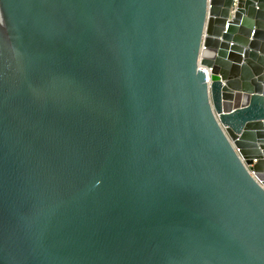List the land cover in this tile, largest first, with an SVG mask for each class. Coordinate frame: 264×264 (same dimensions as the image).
I'll return each instance as SVG.
<instances>
[{"label": "water", "instance_id": "1", "mask_svg": "<svg viewBox=\"0 0 264 264\" xmlns=\"http://www.w3.org/2000/svg\"><path fill=\"white\" fill-rule=\"evenodd\" d=\"M0 264H264V0H0Z\"/></svg>", "mask_w": 264, "mask_h": 264}]
</instances>
